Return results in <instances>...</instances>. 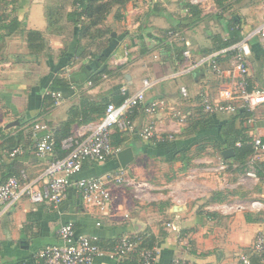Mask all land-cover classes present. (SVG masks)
I'll list each match as a JSON object with an SVG mask.
<instances>
[{"label":"crops","instance_id":"obj_1","mask_svg":"<svg viewBox=\"0 0 264 264\" xmlns=\"http://www.w3.org/2000/svg\"><path fill=\"white\" fill-rule=\"evenodd\" d=\"M8 2L0 14L5 20L16 16L22 25L9 35L0 28V182L10 173L20 176L21 171L26 180L37 179L47 163L62 153L59 147L46 159L37 158L34 145L42 132L35 131L34 125L47 123L57 137L77 136L87 123L76 122L70 113L81 94L95 102L116 101L122 97V86L134 92L143 79L155 80L145 92L144 104L162 100L163 106L151 115L139 106L129 117L137 130L152 123L157 135L171 134L173 139L164 143L155 137L128 134L120 149L130 147L133 159L125 167L116 154L103 162H85L75 177L121 167L127 177L150 185L139 193L131 186H111L112 201L106 214L88 208L72 186L58 207L21 198L0 217V264H42L36 251L59 243L57 229L69 221L76 233L91 237L105 250L123 235L151 236L159 253L154 264H168L176 256L199 264H234L239 254L248 251L255 234L264 230V210L226 215L209 207L231 199L264 201V184L239 173L234 164L223 173L207 170L208 165L222 161L223 149L213 147L212 138L198 125L203 120L199 118V93L205 92L213 102L219 100L220 88L231 82L230 57L220 59L221 75L204 64L176 77L166 76L180 72L184 49L200 56L211 47V34L226 38L237 21L241 38L249 35L264 22V0H223L222 5L215 0H134L122 7L119 19L113 16V9L107 18L116 21L111 22V31L118 41L106 61L112 71L83 91L97 66L93 68L88 56L81 54L78 25L65 15L71 6L67 0H16L14 7ZM189 3L198 7L194 23L189 22L193 16ZM61 5L65 9L52 23L47 10ZM172 27L180 28L181 40H167L166 32ZM28 29L40 31L45 39L38 53L27 47L24 31ZM164 40L179 46H167ZM248 43L249 87L264 89V37L252 34ZM179 48L177 58L172 50ZM125 51L128 55L124 58ZM181 86L187 89L186 97L180 94ZM52 90L64 96L57 107H52ZM177 110L186 115L184 123L172 115ZM226 115L217 112L208 120L219 125ZM252 115L251 125H237L249 136L264 138V104ZM9 145L19 152L11 155ZM216 196L223 198L213 199ZM167 222L175 228L167 227ZM92 264L140 263L131 253L120 258L99 256Z\"/></svg>","mask_w":264,"mask_h":264},{"label":"built area","instance_id":"obj_2","mask_svg":"<svg viewBox=\"0 0 264 264\" xmlns=\"http://www.w3.org/2000/svg\"><path fill=\"white\" fill-rule=\"evenodd\" d=\"M196 2V0H194ZM259 33L264 37V22L256 29L252 30L240 40L231 45L214 50L208 54L194 57L189 49H184L182 55L184 64L180 72L171 73L166 77H176L186 71H191L201 65H207L216 74H223V70L218 65V58L230 53L229 77L231 82L220 88L219 100L213 102L205 92L199 93L200 106L207 113H232L238 107H242L250 113L264 104V89L258 87H249L248 74L249 63L248 56L250 47L248 37ZM169 42L181 40L179 32L169 30L166 32ZM128 53L125 51L124 58ZM105 78L106 75L102 74ZM156 83L155 80L143 79L141 87L134 92H127V88L122 86L121 93L123 98L120 102L107 103L103 116L99 119L87 123L80 133L73 137L63 138L60 143L61 150L65 151L64 156L51 159L42 173L34 180H26V174L21 171L20 178L10 176L3 182H0V217L11 206L21 198L26 197L32 203H49L58 207L65 199L67 190L70 186L78 192L84 204L91 209L106 214L112 201L111 186H131L136 193H139L150 185L145 182L129 178L123 172V169L117 168L113 171H107L104 174L75 177L86 161L103 162L108 156L116 154L120 149H115L110 143V134L113 127L127 130L137 134L142 139L157 138L159 140L172 139V135L167 137L157 135V129L152 124H146L140 129H136L131 121L129 114L134 107L143 106L147 114H154L163 106L162 100H153L144 104L145 92ZM92 85L88 81L83 88H89ZM180 94L187 96L185 86L180 87ZM52 107L61 105L64 96L60 91L52 90ZM223 101V102H222ZM179 123L186 121V115L179 110L172 114ZM254 121L253 115L248 116L244 123L251 125ZM35 131H41L42 134L37 138L35 155L39 159H46L50 156L55 147L54 136L45 122H38L34 125ZM239 144V143H237ZM253 153L251 154L245 170V176L259 180L255 164L264 156V138L260 135L253 136ZM19 152V148L11 151V155ZM227 168L225 162L220 161L216 165H208L207 170L223 173ZM38 182V185H35ZM264 184V183H263ZM213 208L223 214H232L240 211H249L257 213L264 210V201L258 198L250 199H231L211 205ZM167 227L175 228L170 222L165 224ZM59 243L48 244L36 251L35 257L42 260V264H92L95 258L103 255H109L111 258H120L134 253L140 264H154L159 256L156 246L140 247L139 241L132 236L123 235L118 238L115 244L104 250L97 243L92 241L91 237L76 233L72 222H63L57 229ZM264 253V231L259 230L253 239L248 251L238 255L234 264H249L250 256L261 255ZM168 264H199L184 257H173Z\"/></svg>","mask_w":264,"mask_h":264},{"label":"trees","instance_id":"obj_3","mask_svg":"<svg viewBox=\"0 0 264 264\" xmlns=\"http://www.w3.org/2000/svg\"><path fill=\"white\" fill-rule=\"evenodd\" d=\"M129 1H134V0H70V1L67 0V2L71 6L70 9L67 10V12H65V15L67 19L70 20L73 24L78 25L77 45L83 47V49L81 50V54L83 53L84 55H86V57L88 56V59L92 63L93 68L97 66L96 72L92 73L91 78L89 79V81L92 82L91 86H93L97 81H99V79L100 80L101 78L103 79V77H101L102 74L108 75L109 73H111L112 70L109 69V66L106 63V61L108 59V56L110 55L112 48L117 44L118 41V37L116 36V34H114V32L112 33L110 28L103 27L102 23L107 18V16L113 11V9H114L113 16L119 19L121 16L120 11L122 10V7H124L125 4ZM11 2L13 3V7H14V3L16 2V0H11ZM215 2L218 5L223 4V0H215ZM7 3H9L8 0H0V11L4 8V6L7 5ZM187 8L189 9V12H191L193 16H196V17L192 16V19L189 22L191 23L196 22L198 20L197 18L199 12L198 7L189 3L187 4ZM64 9L65 7L63 5L53 8L51 7L49 8V10H47V17L49 18L51 17L52 23H54L55 16L57 17L56 14L62 13V10ZM0 18L2 22L0 28L4 29L7 35H9L14 31L19 30L22 25L16 16H13L10 19L5 20L4 14H0ZM235 23L238 24V21ZM235 23L230 30L229 36H227L226 38H223L219 34H211V36L209 37L211 40V47L205 50L201 55L204 54L206 55L214 50H219L221 48L227 47L232 43L240 40V38L242 37L239 31L240 28H237L236 27L237 24ZM171 30L181 33V31H179L180 30L179 27H172ZM24 33H25V40L27 42V47L32 53H38L44 48L43 46L45 43V39L40 31L28 29L25 30ZM164 43H166L167 46H172L173 44L175 45V47L179 46L178 44L176 45L175 43L170 44L166 40H164ZM90 48H92L93 50L91 51ZM180 51H181L180 48L177 50L173 49L172 54L176 55L178 58L181 53ZM227 56L230 57V53H228L226 56H222L217 59L218 60L217 63L219 66L221 65L220 59L225 58ZM83 90H85V88L82 87L81 91ZM122 98L123 95L122 97H119L116 101L110 100L108 102L105 101L95 102L93 100H89L88 95L81 94L78 104L71 108L70 114L77 118L75 120L78 123H84V124L89 123L103 116L107 103L109 102L118 103L122 100ZM198 106L200 108L199 118L201 117L203 119L202 123L198 125L201 129L204 130L205 134L208 135L209 138H212L211 142L213 147H215L218 150H222L224 148H232L233 150V153L230 157L227 158L222 157L221 159L223 162L226 163L227 165L226 169H228L229 166L234 164L237 165V167H239L237 169L239 173L245 172L248 166L247 162L251 154L253 153V144H252L253 136H249L245 132V128L243 126H238L237 123L240 124L244 123V120L253 113L248 112L242 107H238L234 112L227 113L225 119L220 121L219 125H214L216 122L212 121V118H210V120H208V118L210 115H213L215 113L210 114L204 112L200 104H198ZM135 108L137 107H134L133 109ZM72 121L73 120L70 119L66 126V130H68V132L70 130L69 126L72 123ZM52 134H54L53 136L55 140V147L53 151V153H55V150H60L59 147L61 140L66 135H61L57 137L55 136V133L53 131ZM128 134H133V133L127 130L113 127V131L110 134L111 146L115 149H120L121 146L125 143L126 141L125 139ZM172 139L164 140V143L171 142ZM36 143L34 145V150L36 148ZM13 147H14L13 145H9L7 148L8 151L11 150ZM64 154L65 151H62V153L56 155L55 158L62 157L64 156ZM114 157H115V153L108 156L107 159ZM84 164L85 162L83 163V165ZM254 167L256 169L257 175L260 178V181L264 183V159L262 158L261 160L256 161ZM15 174L16 173L13 174L10 173L9 176H7L5 179H7L10 176H16ZM16 177L20 178V176H16ZM222 198L223 197L218 198L217 196L213 197V199L216 200H221ZM133 238H136L139 241L140 247H151L154 244L153 238L151 236H140V237L133 236ZM249 264H264V253L258 256L257 255L250 256Z\"/></svg>","mask_w":264,"mask_h":264},{"label":"water","instance_id":"obj_4","mask_svg":"<svg viewBox=\"0 0 264 264\" xmlns=\"http://www.w3.org/2000/svg\"><path fill=\"white\" fill-rule=\"evenodd\" d=\"M233 153L232 148H224L221 151V154L223 157L227 158L230 157ZM116 156L118 158V161L121 165V167H125V165L130 162L133 159V152L130 147H125L123 149H120L117 153Z\"/></svg>","mask_w":264,"mask_h":264},{"label":"rangeland","instance_id":"obj_5","mask_svg":"<svg viewBox=\"0 0 264 264\" xmlns=\"http://www.w3.org/2000/svg\"><path fill=\"white\" fill-rule=\"evenodd\" d=\"M111 22L113 24H115L116 21H112L111 17L106 18V21L105 20L103 21L102 26L105 27V28H110V30H111V28H112ZM123 172L126 174L125 169H123Z\"/></svg>","mask_w":264,"mask_h":264}]
</instances>
